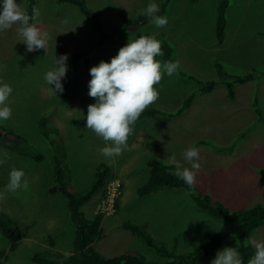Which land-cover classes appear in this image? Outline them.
<instances>
[{
    "label": "rangeland",
    "instance_id": "1",
    "mask_svg": "<svg viewBox=\"0 0 264 264\" xmlns=\"http://www.w3.org/2000/svg\"><path fill=\"white\" fill-rule=\"evenodd\" d=\"M163 1L83 2L100 13L109 30L121 21L123 14L133 18L146 16L143 10L149 3L159 6ZM227 1L222 44L216 40L219 0H171L166 6L164 17L168 23L164 28L151 23L135 31H120L101 46H97L90 24L74 7H58L56 0H37L35 8L40 15L31 24L47 32L49 39L43 58L36 61L27 57L18 24L0 31V84L6 83L13 89L7 102L11 118L0 121L21 137L10 148L0 144V158L3 152L8 153L6 162L0 165V193L4 195L0 199V213L15 220L23 233L12 252L7 251L9 241L0 235V264H35L32 256L49 250V241L53 243L50 253L73 251L74 231L66 202L61 194L48 192L56 185V161L37 129L41 116L48 117L49 127L55 131L49 135L52 141L60 143L55 147L61 145L66 151L59 165L69 175L71 188L82 190L88 186L101 163L111 169L114 181L109 184L108 194L102 200L92 199L83 209L88 216L103 214L102 237L94 248L105 257L134 252L153 264L166 260L123 230V222L146 224L157 244H166L177 236L181 253L205 241L207 231L233 232L231 223L201 212L183 188L138 196L137 189L147 181L146 164L152 159L168 164H174V159L181 170H191L183 153L195 147L199 149L200 164L195 187L201 193L230 210L264 205V180L260 175L264 170V0ZM16 3L26 11V1ZM139 36H154L161 47L163 43L169 45L172 62L179 63L180 71L168 76L162 69V80L154 86L159 99L144 110H154L159 115L139 117L122 154L106 158L100 149L111 146L110 142L106 144L85 127L87 106L95 103L88 95L89 70L102 60L110 62L129 39ZM59 40L69 51L87 49V64L67 67L61 81L64 92L53 96L48 93L44 75L56 68L55 44ZM155 59L165 62L160 56ZM215 64L231 76L243 77L255 70V78L236 85L235 97L230 100ZM209 81L216 83L215 88L200 94L199 82ZM191 94L195 96L191 107L179 117H170ZM12 168L24 171L27 190L5 191ZM253 241H264L262 229L253 233L250 242ZM217 252L200 264H210Z\"/></svg>",
    "mask_w": 264,
    "mask_h": 264
},
{
    "label": "trees",
    "instance_id": "2",
    "mask_svg": "<svg viewBox=\"0 0 264 264\" xmlns=\"http://www.w3.org/2000/svg\"><path fill=\"white\" fill-rule=\"evenodd\" d=\"M26 1V13L31 16L33 7H36L37 0H16V2ZM84 0H56V5L62 7L65 5L74 7L90 24L92 30L97 37V46H101L107 41L113 39L114 35L120 31H135L136 28L142 27L146 24L152 23V17L146 15H136V17H129L123 14L121 21L111 26L109 30L105 28L104 22L100 13L97 10L87 8L83 2ZM171 0H164L158 7V16H165L166 6ZM1 3V1H0ZM228 9L227 0H219L217 5V22H216V40L217 43L222 44L226 29V11ZM2 11V8H0ZM31 21L29 23L31 24ZM55 61L56 58L67 54V67H72L80 62L87 64V49H78L69 51L63 41L56 42ZM163 56H160L165 62H172V49L166 43L162 45ZM27 57L31 60H39L45 54V48L34 50L32 52L25 51ZM87 70V66H83ZM215 71L218 77L222 80L226 90V96L232 100L235 97V86L242 85L254 80L255 70L250 74L239 77L228 75L219 64H215ZM178 69L177 73H179ZM200 94L211 92L216 83L199 82ZM194 95L191 94L186 98L182 106L170 113L172 118L183 115L192 105ZM259 115L260 112L256 111ZM156 111L148 110L141 114L140 118H151L157 116ZM37 129L42 140L48 148L51 149L56 165L54 170L55 186L48 190L49 193H59L64 198L67 208L69 221L73 227V251L69 254L60 252L50 253L53 249L52 241H49L50 248L45 253H36L32 256V261L35 264H153L148 262L143 256L134 252H126L113 257H105L94 248V244L102 237L101 223L103 214L96 213L92 216L83 211L84 207L88 205L92 199L102 200L107 195L108 184L114 181V176L107 164L101 163L95 170V179L84 189L78 190L72 187L69 175L61 168L59 163L65 159L66 151L63 146L56 145L49 137L55 131L50 129L48 124V117L41 116L37 121ZM21 137L12 129L6 127L0 121V144H5L10 148L15 141H20ZM147 181L140 186L136 193L140 197L148 196L165 189L183 188L187 191L195 206L203 213L211 216L214 219L229 222L233 225V232L228 234H217L212 231H207V239L201 244L193 247L187 253H181L179 250L180 243L177 236L173 237L170 242L166 244H157L151 237L146 224H136L130 222H123L121 228L129 234L139 238L149 249L156 253L165 256L166 260L157 264H200L199 261L207 258L211 254L224 249L225 247L235 248L242 260V264H248L254 254V248L250 239L253 233L262 229L264 233V205H256L249 209L230 210L223 203L214 201L208 194L201 193L195 186H189L181 179L173 175L176 168L174 164H168L160 160L152 159L147 162ZM260 175L264 180V170L260 171ZM116 209L118 207L115 206ZM0 235L6 238L10 245L7 248L8 252L14 251L19 242L22 240V229L18 226L15 220L10 218L5 213H0ZM2 252L1 255H4Z\"/></svg>",
    "mask_w": 264,
    "mask_h": 264
},
{
    "label": "clouds",
    "instance_id": "3",
    "mask_svg": "<svg viewBox=\"0 0 264 264\" xmlns=\"http://www.w3.org/2000/svg\"><path fill=\"white\" fill-rule=\"evenodd\" d=\"M0 8H2L0 31L18 24V32L23 38L21 42L26 45L28 52L46 47L48 33L41 32L35 24L29 23L30 20L39 18L40 13L37 8L33 7L31 16L22 10L16 0H2ZM159 10L158 5L153 2L149 3L143 12L152 17V24L156 28H164L168 20L164 16L156 15ZM163 55L161 42L154 36H139L134 40L129 39L128 43L118 50V54L110 59V62L102 60L98 65L90 68L88 95L95 99V103L87 106L85 127L102 138L106 144L110 142L111 146L100 149L104 157L114 158L122 154L138 118L146 108L159 99V92L154 86L162 80V69L168 76L177 73L180 67L178 62L162 64L155 59ZM67 60V54L56 58V68L44 75V80L49 85L50 95L56 96L64 92L61 81L66 77ZM12 91L8 84H0V120L6 121L11 118V108L7 106V102ZM183 156L191 164V170L187 167L181 170V165L173 159L172 163L175 164L176 170L172 174L192 188L196 183V173L200 169V164L197 162L199 149L189 148ZM7 158L8 153L3 152L0 165L4 164ZM24 176L23 170L12 168L5 191L16 192L21 188L27 190L29 185L23 179ZM3 198V193H0V199ZM252 243L255 255L248 260V264H264V241ZM210 264H242V260L235 248L225 247L217 252Z\"/></svg>",
    "mask_w": 264,
    "mask_h": 264
}]
</instances>
